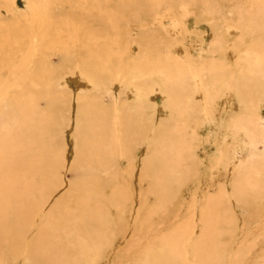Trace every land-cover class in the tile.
<instances>
[{"label":"bare ground","instance_id":"6f19581e","mask_svg":"<svg viewBox=\"0 0 264 264\" xmlns=\"http://www.w3.org/2000/svg\"><path fill=\"white\" fill-rule=\"evenodd\" d=\"M164 1L119 0L112 13H68L64 19H59L61 14L47 13L36 5L30 7V13L35 8L33 21L26 23L27 28L16 29L17 36L18 31L24 30L26 38L10 39L7 34L5 40L0 37V264H249L252 261L264 264L261 259L264 201L262 207L259 204L264 199V172L259 171L258 164L262 162L256 159L258 154L252 152L251 158L239 161L232 178L227 180L225 166L235 159L234 153L218 147L219 154L205 173L198 163L199 166L187 167L191 161L189 152L199 145L186 149L188 152L183 147L191 137H185L186 132L190 129L195 134L201 128L197 120L194 127L190 124L192 114L203 111L211 115L216 102V97L211 95L222 93L223 87L227 98L234 103V112L248 108L249 100L241 85L253 89L252 97L248 98L254 106L262 97L264 100V38L244 60H240L239 46L234 47L237 52L231 51L239 56L234 66L240 72L236 80L231 75L233 79L219 80L222 74L223 78L226 76L224 63L213 59L207 61L204 69H193L196 73L188 70L186 75L184 65L173 55L174 50L157 49L149 42L152 39L149 35L140 39L144 44L142 51L127 61L123 57L128 51L126 37L119 23L129 24L132 8L139 15H147L149 7L150 12H155L157 4ZM261 1L252 0L250 6H243L237 25L243 35L248 30L264 34V0ZM91 2L79 1L84 6ZM34 21L38 25L32 27ZM97 24L99 28H95ZM113 31L119 40H109L108 36H116ZM217 41L221 43V39ZM216 46L219 47L211 48L213 53L222 50V45ZM227 53L226 50L220 55L229 56ZM53 54L59 55L58 65L52 63ZM181 68L184 70L180 71ZM256 75L258 80L253 83L250 80L256 79ZM209 77L219 81H209ZM69 80L86 85L78 94L77 150L70 168L74 171L70 183L62 175L66 162L54 138L57 134L51 136L60 120L63 102L67 103L69 90L64 83ZM119 82L121 93H126L128 98L134 91L137 105L121 102L117 115V104L104 101L106 93L115 99L113 91L104 93L103 89ZM228 82L233 87L226 85ZM159 93L165 100L161 106L157 100ZM198 94L203 100L199 104L195 101ZM185 105L188 108L183 110ZM168 109L172 116L162 118L161 113ZM198 114L195 119H199ZM116 117L121 119L122 145L130 142L128 138L135 132L146 140L152 138L150 153L143 160L137 195L129 191V166L123 168L119 164L125 153H120L119 159L115 156L118 139L114 137L113 126L108 129L111 133L106 128L109 122L116 123ZM241 117H235L233 128L230 126L229 133L234 136H239L245 128L241 123L247 117ZM224 126L218 130L224 132L221 140L226 143L228 127ZM148 131L151 132L147 138ZM250 133L247 134L252 136ZM251 145L254 149L256 143ZM250 177L253 180L250 187L257 185V189L248 187L246 181ZM65 184L68 188L62 193ZM230 184L238 192L229 204ZM189 193L194 197L187 199ZM231 207L238 210V215L230 219ZM250 211L255 214H249ZM249 226L254 231H248ZM242 240L250 242L243 254L229 251L231 247H239ZM254 253L256 257L249 259Z\"/></svg>","mask_w":264,"mask_h":264},{"label":"rangeland","instance_id":"374dc122","mask_svg":"<svg viewBox=\"0 0 264 264\" xmlns=\"http://www.w3.org/2000/svg\"><path fill=\"white\" fill-rule=\"evenodd\" d=\"M79 1L80 0H77V1L76 0H0V37H1V39L5 40V34H7L10 39L26 38L28 35L22 33L24 30L18 31L19 35L17 36L16 35V29H19L20 27L27 28L28 26L26 25V23L33 21L31 19V17L33 16V14H32V12L34 11L33 9H35V8H32L31 13H30V7H32V6L38 5V7H36V8L40 7L42 9L46 10L47 13L48 12H55L56 14H61V18H59V19H64V18H66L65 16L68 13L76 14V13L80 12L79 14H83L84 12H86L85 15L91 14L92 12L97 13L100 11H101L100 13H104L105 11H109L110 13H112L113 11H116V8H117L118 3H119V0H107V1H105V0H92L91 3H85V6H84L83 4H80ZM251 1L250 0H213V1L212 0H193V1L192 0L191 1H188V0H166L164 2H161V4H159V6L157 4L155 12H150L151 9L149 7L150 11L148 12L147 15L146 14L145 15L144 14L139 15L137 9L132 8V10L129 12V18H130L129 24H126V21H121L119 23V26H120L119 29H120V31H122L121 32V33H123L122 35H125L124 37H126V46L128 47V51L124 52L123 57L127 61L136 57L142 51V48L144 46V44L141 42L140 39H142L146 35H149L150 37L152 36V39H153L152 40L150 38L149 42H151L152 45H154L157 49L160 48L159 50H161V51L166 49V48L171 49V51L174 50V51H172L173 55L178 56L177 58H179L181 63L184 65L185 70L183 68H181L180 71L184 70L186 75L188 74V70L190 72L196 73L193 69H197V68L204 69L203 66L207 63V61H209V60L211 61L213 59L212 61L215 60L216 62L218 61V63H224L223 70L225 72L223 71V73L226 74V76L224 77L225 78L224 79L223 74H222L221 76L218 77L219 80H226L228 77L230 79H233L232 77H234V79L236 80L238 78V75H240V72H237V70H235L234 66L236 65V60L239 56L233 55L231 53V51L237 52L236 49H234V47L239 46L238 48L241 49V52L239 54H242L241 55L242 59H240V60H244V57H246L250 52H252L251 48L255 45L260 44V42L263 43L262 42L263 39H261V38H264L263 37L264 34L262 31L250 33V30H248L247 33H245L243 35L242 28L237 26L239 24L240 18L242 17V14L240 16V12H241V10L245 9V7H243V6H246V7L248 5L250 6ZM256 1L258 3L262 2L261 0H254V2H256ZM88 10H90V12ZM147 10H148V8H147ZM238 10H239V12H238ZM176 17H177V19H176ZM91 24H93V22H91ZM37 25H38V23L34 21L32 27L37 26ZM99 25L100 24L95 25V28H99L100 27ZM236 28H237V30H236ZM222 30H224V31H222ZM230 30H231V32H230ZM120 31H119V33H120ZM166 31H167V33H166ZM220 31H221V33H220ZM113 33L116 34V32H114V31H113ZM223 33H224V35H223ZM222 35L224 37L225 36L226 37L224 38V37H222ZM108 38L111 41H113L114 39H116V40L120 39L119 35H117V34H116V36L110 35V36H108ZM167 38H168V40H167ZM214 39H215L216 44L213 45ZM217 39L218 40L221 39V43H220V41L218 42ZM127 41L129 42L128 44H127ZM139 42H141V44ZM217 43H218V45H222V46H220V48L222 50H220L218 53H213L212 49L219 47V46H216ZM222 43H225V44L223 45ZM255 43H257V44H255ZM232 44H234V45H232ZM155 47H153V48H155ZM163 47H164V49H163ZM230 48H231V50H230ZM249 48H250V51H249ZM226 50L228 51L227 55H229V56H226V55L221 56L220 54ZM259 52H261V50H259ZM218 56H220V57H218ZM252 57H253V55H252ZM51 58H52V63L54 65H58V63L60 62L59 55L53 54ZM187 59H190L191 61L187 60ZM225 61H226V63H225ZM227 62L229 63V65H227L228 64ZM181 63H180V67H182ZM208 64H210V63L208 62ZM225 65H226V67H225ZM212 72L214 74L216 73L215 71H212ZM230 75L232 77H230ZM235 75H237V76L235 77ZM210 77H209V81H214V78H210ZM215 77L217 78L216 75H215ZM221 77H222V79H221ZM255 77H256V79L250 80V81H253V83L255 81L257 82L259 76L256 75ZM240 80L242 81V79H240ZM218 81L216 79V81H214V82H218ZM80 82H82V81H80ZM78 84L79 83L75 80H72V81L69 80L66 83H64L65 87L68 88V90H69V96H67V98H68L67 103L65 102L66 104H64V102H63V105H62L63 109H61L60 116H59L60 120L58 119L56 122L57 124H55V126L53 127V131L56 129V132L54 134V132L52 131V134H51L52 137H54V135L57 134V136L54 138H56V140H57V146H59L61 148L60 149L61 151L59 150L61 153L60 156H62V158L65 156V162H66V165H65L66 168L63 171L62 175L65 178V180L69 183L71 182V180H73V177H74V171L70 168H71V164H72V162L76 156L75 152L77 150V148H76L77 147V133H76L75 127H76V121H79V119H78L79 114L77 115L78 105L80 103V102H78L79 101L78 94L82 93V91H81L82 87L86 88V85L82 86L81 83L79 85ZM226 85L233 87L231 82H228ZM202 87H204V86L202 85ZM241 87H242L243 91H245V96H246L247 100H249L248 103L246 104V107H248L247 109L239 110L238 112H234V110L232 109V106L234 105L233 101L229 100L227 98V96L225 95L226 88L221 87L222 89L221 88L220 89H221V91H223L222 92L223 94L222 93L216 94V93H214L215 89H212L213 90L212 93H214V95H211V96L214 98L216 97V102L214 103L215 108L213 109V113L211 115H206L207 113H201L203 111H201V112L197 111L196 114L195 113L192 114V116H191L192 122H190V124L194 127V124H195L194 122L197 120L198 123H200L201 128L199 129L198 133H195V134H197L196 135L197 137L195 136L194 133H192V130H190V129H189V131L186 132L188 134H185V137H187V135L191 136L190 138L188 137L189 141H193V143L190 142V144H188L189 141L186 144L183 143V147L185 146V150L188 148L189 149L193 148L197 144L199 145V146H196V148H193L194 150L191 149V151H190L191 153L189 152L190 156H189L188 160H191V161L189 163V161L187 160V163L190 164V165L187 164L188 165L187 167L193 168V166L196 167V165L199 164V165L203 166V168H202L203 172L207 173L210 169L209 167L211 166V162H212L211 160H213V158L219 154V152H218L219 148H222L226 151L228 150L229 152L231 151V153H234L233 155H235L236 160L232 159L230 164L229 165L227 164L225 166V169L228 172L227 180H229L230 177L232 178L234 168L236 167L237 163H239V161L243 162L247 158L248 159L251 158L252 152L258 154L259 157H256L258 162H262V163L264 162V100L262 97L260 100H258L257 104H255V106H254L253 103H251L250 99H249L250 97H252L253 89L250 90V88L248 89L245 85L244 86L241 85ZM121 89H122V87L120 85V82H119V84L114 83V85H109V88L104 87V89H103L104 93L108 90H110L111 92L113 91L115 99L112 98V96L109 93H106L105 97H104V101L106 104L112 105L113 101H114V104H117V106H118L117 115L118 114L120 115V111H121V108H120L121 105L120 104H121V102H127V103L134 102L137 105V99H136L137 96L134 93V91L131 92L133 95L130 98H128V95H126V93L125 94L121 93ZM64 90H66V89L65 88L62 89V91H64ZM66 94L68 95V93H66ZM201 94L203 95V93H201ZM201 94H198L199 96H196V98H195V101L198 104L201 103V101H203V100H201L202 98L200 97ZM159 95L161 97L158 96L157 100H158V105L161 106L165 103V100H164V97L161 93H159ZM254 95H256V92L254 93ZM248 96H249V98H248ZM126 98L128 99L127 101H126ZM230 102H231V104H230ZM249 102H250V104H249ZM42 103H43V101H42ZM261 104H263V105H261ZM64 105H65V107H64ZM69 105H70V107H69ZM186 105L189 106L190 103L187 102ZM186 105L183 107V110L188 108V106H186ZM66 106H68V109L66 108ZM230 106H231V109H230ZM249 107H250V109H249ZM253 107H256L258 109H256V108L253 109ZM188 110L190 111V109H187L186 111H188ZM198 112L201 114H198ZM218 112H219V114H218ZM63 113H65V114L62 115ZM150 113L152 114L151 110H150ZM150 113H148L149 116L151 115ZM132 114H134V113H132ZM172 114L173 113L170 112V110L168 109L165 113H161L160 116L161 117L163 116L162 118H167V117L170 118V116H172ZM197 114L200 115L198 117L199 119H195L196 118L195 116ZM255 114H257V115H255ZM216 116L217 117L219 116L220 118H218V119L221 121L217 120ZM238 116L241 118H243L245 116V117H247V119H244V123H241L242 126L245 127L242 129L243 131L241 132V134H239V136H234L233 134L229 133L232 131L230 126H232V128H233L234 125H231V124L233 123L235 117H238ZM211 117H212V119H211ZM118 118L116 117V123H114V125L112 122H111L112 124L109 122L106 128L108 130L110 128L109 126H111V125L113 126V128L115 127L113 129L111 126L114 137L116 139H118V143H117L118 145L116 146L117 150L115 152L116 154L115 153L114 154H115V156L117 155L118 159H119V158H121V156L119 157V154L122 153V155H123V153H125L122 156V159L120 161L121 163H119V164L123 168L129 166V170H130L129 171V188L132 190L131 191L129 189V191L131 193L135 192V195H137V193L140 194V192L136 193V191L138 190L139 178H140L142 171L144 169V161H145L144 159H146V157L150 153V149H148V148L151 145L150 140L152 138L150 139V137L148 138L147 136H149L151 131H148L146 133V137L148 138L149 141L144 139L137 132L132 133V136L130 135L128 138V140L130 142H127V141H126L127 143L125 142L127 145H129V147L131 146L129 149L126 144L122 145L123 144L122 141H120L121 144H119L120 143L119 140L123 138L122 137L123 134L121 133V126H120V122H121L120 120L121 119L118 120ZM231 118H233V119H231ZM248 118H250V120L253 119L256 124L253 121H251V122L254 124H251L250 120ZM221 122L223 124H221ZM245 122H248L249 127L254 126L253 128H255V129L252 128L254 131L252 129H248L247 128L248 125H246L247 123H245ZM60 123H62V124H60ZM115 124H116V126H115ZM225 124L228 127V129H227L228 130V133H227L228 139H227L226 143L221 140V136H223L224 132L219 131L222 129L221 127H223V129H224ZM94 126L96 128H99L96 125H94ZM58 128H60V129H58ZM251 130H252V133H250ZM110 131L108 130V133H111ZM248 132L250 134H252V136L247 134ZM121 134H122V136H121ZM136 135H138L140 139L137 138L138 136H136ZM219 136H220V138H219ZM62 139L63 140L65 139V140L63 141ZM219 139L221 141L220 144H219ZM58 140H60V141H58ZM131 140L133 142H131ZM141 140H143V141H141ZM254 140L257 141L258 143L254 142ZM140 142H142V143H140ZM62 143L64 144V146L61 147V145H63ZM251 143H256V146L254 149H253ZM59 147H57V148H59ZM122 147L125 148L123 151H122V149H123ZM63 148L66 150H64ZM63 150L66 151L65 154H64ZM186 151L188 152V150H186ZM192 151H194V154H196L195 157H193L194 154L192 155V153H193ZM127 155H130V156H127ZM125 156H127V157H125ZM126 160H128V163H130V165L127 163ZM192 161H193V163H192ZM262 163L258 164L259 171L264 172V165H263L264 163L263 164ZM232 166H234V167H232ZM257 177L258 176L255 175V178H257ZM251 179H252L251 177L247 178L246 183L248 182L247 183L248 187L257 189L258 188L257 185L250 187V186H252V181H253ZM144 180H146V179H144ZM250 182H251V184H250ZM193 186H194L193 189L195 190L197 188L196 183H194ZM67 188H68V184H65V187L62 189L61 192L63 193L64 191H66ZM228 188L229 189H227L228 190L227 194H228V197L230 200L229 201V204H230L231 201L234 200V198H236V196H237L236 194L238 191H237V187H234L232 184H230L228 186ZM213 192H214L213 193L214 196H216L218 194L217 190H215ZM239 193H238V195H239ZM190 195H191V193L187 194V199H191L192 197H194L193 195H192V197H190ZM57 198L58 197H56L55 200ZM263 201H264V199H260V202L258 201L260 206L263 204L262 203ZM237 211H238L237 209H234L231 207L230 219L232 217L238 215ZM249 214L253 215V214H255V212L250 211ZM245 223H247V222H245ZM247 230L248 231H254L251 226H249L247 228ZM198 234H199V232H198ZM224 242H227V241L224 240ZM247 244H250V242H245L242 240L240 242L239 247H237V248L231 247L229 249V251L232 250L236 254L237 253L243 254ZM242 247H244V248H242ZM261 250H262L261 259L264 260V248H262ZM255 257H256V253H254L253 256L249 259H253ZM249 264H253V261Z\"/></svg>","mask_w":264,"mask_h":264}]
</instances>
